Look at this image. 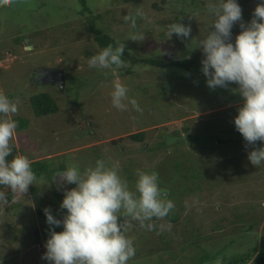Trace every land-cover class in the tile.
Returning a JSON list of instances; mask_svg holds the SVG:
<instances>
[{
    "label": "rangeland",
    "instance_id": "374dc122",
    "mask_svg": "<svg viewBox=\"0 0 264 264\" xmlns=\"http://www.w3.org/2000/svg\"><path fill=\"white\" fill-rule=\"evenodd\" d=\"M71 1L72 5L68 7ZM73 1L51 0V4L64 5L62 11L66 16L60 20L61 14L54 13L51 4L34 11L28 10L33 5L29 0H10L7 4L0 0V90L19 101L18 112L13 116L18 121L16 135L10 141L15 151L13 155L24 154L31 161H54L56 166L76 162L82 170L93 164L102 150L103 157L118 168L129 187H133L136 178L128 177L129 172L147 164L144 170L170 163L155 171L166 197L174 202L168 215L176 220L172 221L168 215L162 219L154 218L152 222L158 226L170 224V230L156 227L148 239L144 236L133 238L137 242L134 245L136 252L128 264H195L199 259L196 258L198 252L210 241L215 247L222 245L220 249L227 246V257L245 254L246 248L251 246L250 241H254L259 250L261 236H264V164H250L247 152L253 145L243 140L232 122L242 97L235 101H217L213 97L214 103L210 102L214 107L203 112L202 99L186 95L179 88L174 93L167 90L162 96L159 84L163 83L160 79L163 76L160 73L157 77L158 69L154 66L127 63L125 66L131 72L119 77L121 75L115 73V69L90 68L87 63V53L94 54V40L86 26L87 16H95V26L129 44L132 55L138 58L155 55L165 58L181 55L182 58L184 46L180 37L173 34L168 38L167 25L172 22L189 24L192 39L203 38L208 28L211 30L210 23L214 19L207 10L209 0H88L92 13L87 16L67 11L72 8ZM259 2L238 0L243 22L251 19ZM137 8L142 9L145 16L136 17V28L133 29L124 16ZM56 20L60 21L52 25ZM64 24L68 26L63 27ZM232 29L240 30L237 24ZM135 31L144 33L143 41L128 39ZM72 32L79 33L77 46L73 45L77 41L72 42L75 36ZM26 40H30L28 50L25 49ZM69 47L73 49L70 51ZM193 47L186 51L188 57L197 52L198 48ZM199 54L197 62L201 65L202 52ZM42 67L64 68L65 85L61 91L28 81L31 72ZM116 82L127 86L128 96L136 99L142 111L137 112L131 105L125 111L113 107L110 93ZM181 84L175 83L177 87ZM237 87L230 82L228 92L232 93ZM225 88H214L213 95L221 96ZM37 93H47L57 105V112L37 117L30 103V97ZM169 110L180 117L164 119ZM164 125H167L166 129H163ZM183 126L202 128L199 132L211 134L220 126H226L235 138L215 144L213 152L208 153H197L188 145L183 149L181 145L179 150H175V145H169L155 153L148 150L154 149V144L173 129L181 132ZM137 132L145 133L144 141L138 143V147L130 145L126 138ZM93 147L97 148L94 156ZM119 152L124 153L121 161ZM175 159L184 161L180 174L179 168L173 169ZM196 168L201 169L202 175L192 171ZM30 186L25 196L29 195ZM33 186L43 190L41 201L54 216L61 218L66 210L56 205L51 197L55 189L50 178L43 179V184L38 179ZM2 187L7 188L0 186V189ZM17 195L15 204L23 206L20 205L19 209L13 205L16 207L0 213V264H50L42 257L45 252L44 232L40 233L38 244L24 236L30 225L37 223L33 215L35 208L30 199ZM50 203L56 206L58 214ZM26 210H30V214L22 215ZM61 228L54 227L57 231ZM129 232L135 231L129 229ZM245 234L248 236L243 242L241 238ZM19 236L24 238L22 242ZM21 245L27 249L26 253L13 255L12 250ZM214 251H208L210 258L215 257L217 252ZM203 264H213V261Z\"/></svg>",
    "mask_w": 264,
    "mask_h": 264
},
{
    "label": "clouds",
    "instance_id": "9594fccd",
    "mask_svg": "<svg viewBox=\"0 0 264 264\" xmlns=\"http://www.w3.org/2000/svg\"><path fill=\"white\" fill-rule=\"evenodd\" d=\"M3 2L7 4L10 0ZM207 10L214 17L210 23L212 28H208L202 39L194 41L193 47L202 52L200 70L211 89L227 87L230 82L238 86L234 90L239 92L242 101L232 122L243 140L253 145L247 152V160L251 165L259 166L264 164V0L257 3L246 23L242 20L238 0H209ZM144 16L143 10L137 8L125 15L124 20L135 29L136 17ZM237 22H240V31L233 38L231 30ZM190 33L189 24L172 22L167 25L168 38L176 34L190 40ZM144 38L140 31L132 32L128 37L134 41H143ZM29 42L25 44L26 50ZM124 47L123 42H117L115 46L108 44L88 59V66L96 69L123 66ZM44 69L56 70L58 67H42L40 71ZM60 69L64 74L63 68ZM54 85L56 90L60 89ZM110 97L117 110L125 111L131 105L137 112L142 111L136 99L128 96L125 84L114 83ZM18 104V99H11L0 90V186H8L22 196L38 177L27 155H12L10 141L18 126V121L13 118L18 112ZM256 141L262 142L259 147L254 146ZM147 165L135 170L133 187H129V182L119 174L115 165L103 158L96 159L83 170L78 163L69 162L64 170L53 172L50 180L54 189L55 175L62 184L73 187L63 192L59 207L66 211L61 218L54 216L50 208L43 209L45 223L49 225L43 259L50 264H128L136 252L132 239L127 235L132 220L149 231L156 227L170 230V224L158 226L152 222L154 218L166 217L174 202L160 187L158 173L144 170ZM192 171L202 175L200 168ZM39 181L43 184V177ZM6 203V193L0 191V205ZM55 226L62 228L55 231ZM221 246L218 245L219 248ZM226 247L222 248L225 255L228 253ZM238 255L226 258L239 259L241 256ZM250 255L253 256L252 253ZM252 256L241 264L253 263ZM214 264H222V258L218 257Z\"/></svg>",
    "mask_w": 264,
    "mask_h": 264
},
{
    "label": "trees",
    "instance_id": "16d2710c",
    "mask_svg": "<svg viewBox=\"0 0 264 264\" xmlns=\"http://www.w3.org/2000/svg\"><path fill=\"white\" fill-rule=\"evenodd\" d=\"M29 1L31 3L33 2V5L28 10H34V11H38L41 8H43L44 6L51 4V0L40 1V2H38V0H29ZM51 5L54 6V13L57 12L58 15L61 14L60 20L63 18L62 16H66V14H63V11H62V7L64 6L63 4L58 5V3H56V4H51ZM71 5H72V1L67 6L71 7ZM91 10H92V7H91V5L89 6L88 0H74L72 8H67L68 12H75L76 13L75 15H81V16L82 15L83 16L89 15ZM58 15H56L55 17H57ZM87 17H88V19H87V25L86 26L92 35V40H94V45H93L94 47L92 46V48H93L92 50L94 51V54H96L97 51H99L103 47L107 46L108 44H113V46H115L117 42H123L122 40L116 39L115 37L111 36L110 34L104 32L102 29H99L97 26H95V16L89 15ZM60 20H56L54 23H52V25H54L57 21H60ZM244 22L246 23L247 20ZM239 23L240 22L236 23L238 28H239V26H238ZM57 25H58V27H60L59 23ZM67 26H68V24L63 25V27H67ZM231 31H232V34H236L240 30L236 31L235 29H232ZM72 33L75 34L74 38L72 39V42L77 41V43L73 42V45L77 46L80 43L79 37H78L79 33L78 32H72ZM41 34L43 35V33H41ZM233 38H234V36H233ZM199 39H202V38L200 37ZM199 39H197V40H199ZM179 40H180L181 44L184 46V48L182 49L184 51V57H182V58H181V55H180V57L177 55L176 57L173 56L170 58H165V57L155 55L154 57H149L147 59L146 58L141 59V58H138V57L132 55L133 52L131 50V46L129 44L123 42L125 47H124V53L122 56V60L125 63L123 66H121L119 68L114 67L113 69H115V73H118V75H121L119 77H122V76H125L131 72V69L125 66L127 63L128 64L130 63V65H132V66H135V65L154 66L158 69V76L157 77H160V73H162V76H163L160 78L163 83L159 84L161 86L159 90H161L162 96H164V92H167V90L174 93L176 91V89L179 88L186 95L190 94V95L194 96L195 98H197V97L201 98L202 99L201 101L204 103L202 105L204 107L201 109L203 112H206L207 110H210V108L214 107V106H212V102H210L213 99V97L217 101H219L220 99L235 101V100H239L241 98L238 91L233 90L232 93H229L228 89H230V88H228V86L225 88V90L223 89L221 96L215 97L213 95L214 89H211L206 85V83H205L206 78L204 77V75L201 74V70H200L201 65H198V62H197L198 57H200L199 53H201V50L198 48L195 55H193L194 53H190L191 56L188 57V53L186 51L189 50L192 46H195V43L193 42L194 40L193 39L188 40V38H182V37H180ZM195 41H196V38H195ZM82 45L85 46L84 43ZM33 46L36 47L37 45H33ZM70 48L71 47H69V49ZM72 49L73 48H71L70 51ZM63 52L64 51H62L61 53H63ZM94 54H92V55H94ZM178 54H180V53L178 52ZM92 55H91V53H87L88 58H90ZM77 58H78V56H76V59ZM63 70H64V68H63ZM67 78L69 81L70 77L68 76ZM178 82L182 83L180 85V87H177L175 85V83H178ZM165 84H166V88H165ZM66 90H67V87L65 88L64 92ZM136 90L138 91V89H136ZM30 103H31V105L34 109V113L37 117L47 115L48 113L57 112V109H58L57 105L52 101V99L50 98V96L47 93L33 94L30 97ZM213 103H214V101H213ZM217 106H219V105H217ZM167 114L168 115L166 117H164V119H168V120L170 119L171 120V119L180 117L178 113H176L174 111L171 112L170 110L167 112ZM166 126L167 125H164L163 129H166ZM226 128H227L226 126H224V127L220 126L218 131H215L213 134H211V133H208L207 131L199 132V130H201L202 128L192 129L189 126H183L181 132H179L176 129H173L168 134H166L160 142H157L154 144V149L148 148V150L153 151L155 153L156 151H160L164 147L169 146V145H175V150H179L181 145H182V149H183V146L188 145V147L195 149V152H197V153H199V152L200 153L213 152V150L215 149L214 148L215 144H218L221 142H224V143L230 142L231 140H233L235 138L232 136L231 131H228ZM144 134H145L144 132H137V133H133L131 135H128L126 138L130 141V145H137V147H138V143H141L142 141H144V138H145ZM125 141H127V140H125ZM110 142L116 143L117 141L111 140ZM261 143H262L261 141H256L254 146L259 147L261 145ZM91 149H92V155H93V153L96 152L97 148L93 147ZM93 149H95V150H93ZM101 151L102 150H100V153L98 154L97 159L103 158L106 160V158L103 157L104 154ZM13 152H15V151L12 149V155L14 154ZM123 154H124L123 152H122V154L120 153V155H121L120 161L122 160ZM9 159H11V156L9 157ZM118 159L119 158H117V160ZM107 162H110V161L108 160ZM183 162L184 161H182L181 159H175V161H174L173 169L179 168V170H178L179 174L182 171V165L181 164ZM31 166H32L33 171L36 173L38 179L40 177H43V179L45 180L46 178L47 179L50 178V176L53 172H55L57 170H61V169L64 170L66 168L67 164H64V165L61 164V165L56 166L54 161H47L46 159H43V160H35V161L33 160ZM162 166L163 165H160L157 167V169H153V170H162V169H164V168L161 169ZM123 169L125 170L126 166H124ZM148 171H151V170H148ZM133 176H135V171L129 172L128 177H133ZM71 187H73V185L69 184V188H71ZM0 191L5 192L6 196H7V203L0 205V213L4 214L5 212L10 211V209L15 208L16 206H13V205H17V207H19V209L21 208L20 205H22V204H15L16 203L15 199L18 197L17 193H14L8 186H7V188L2 187L0 189ZM43 194H44L43 190H41L40 188L35 187L33 185L30 186V191H29L28 196H25V194H23L25 197L30 199V201L33 203L34 208H35L33 215L37 220V223H33L30 225L31 228L27 232H25L24 236H29L32 239V241L35 242V244L40 243L38 241V238H39V236H41L40 233L42 231L44 232V240H46L47 235H48L47 232H48L49 225H47L45 223V216H44V212H43L45 205L41 201ZM51 197H53L55 199V201L57 202L56 205H58V204H60V199H62L63 194H58L54 190L53 193L51 194ZM52 205H51V203L49 204V206L52 207L54 209V211H57L56 206L54 204H52ZM58 213H59V211H57V214ZM29 214H30V210H26V211H24V213L22 215L28 216ZM167 217L170 219H173L174 221L176 220V218L173 216L168 215ZM1 221L2 220L0 219V223H1ZM153 223L157 225L156 222H153ZM131 224H132V227L130 228V230H134L137 233L129 232V233H127V235L129 236V238L132 239L134 245L137 242L134 241L133 238H138L139 236H144L145 239H148V235L153 234V233H151L152 230L149 231L146 228L139 227V225H138L139 223L135 220H132ZM54 230L57 231L56 229H54ZM135 234H136V236H134ZM246 236H248V234H245L244 236H242L241 239L243 242L246 240ZM18 239H20L19 241L22 242V240L24 238L19 236ZM250 242H251L250 243L251 246L249 244L250 247H247L246 246L247 244L244 245V247L245 248L247 247L246 249H248V251L245 254L241 255V257L239 259L236 258L234 260H231L230 258H226L227 255L223 254V249H220L219 247H215L214 244L210 241V242L204 244L203 245L204 247L201 249V251L198 252V255L196 256V258L199 257V259L197 260V262L195 264H203L205 262L210 263L212 261L214 264L215 260L218 257L222 258V264H241L243 262H246L252 256V255H250L251 253L253 255H255L252 264H264V236H262L260 239V247H259L257 254H256L257 249H256L255 242L254 241H250ZM190 243H191V248H192V241H190ZM20 244L21 243H19V245ZM26 250L27 249H25V247L21 245V246H19V248L12 250V253H13V255L18 256V255H21L23 253H26ZM210 250H215L214 252H217L214 258H210L208 256V254H210V252H208V251H210ZM214 252H212V253H214ZM196 258H195V260H196Z\"/></svg>",
    "mask_w": 264,
    "mask_h": 264
},
{
    "label": "water",
    "instance_id": "95a60500",
    "mask_svg": "<svg viewBox=\"0 0 264 264\" xmlns=\"http://www.w3.org/2000/svg\"><path fill=\"white\" fill-rule=\"evenodd\" d=\"M28 42L29 40H26V43ZM27 48L29 49L30 46H27ZM41 73L42 75L44 74L46 77H48L60 89L64 86V74L62 72V69H44L43 71H41ZM53 183L58 194H63L64 190L69 188L68 184H62L59 180V177L56 175L55 178H53Z\"/></svg>",
    "mask_w": 264,
    "mask_h": 264
},
{
    "label": "flooded vegetation",
    "instance_id": "af4514ba",
    "mask_svg": "<svg viewBox=\"0 0 264 264\" xmlns=\"http://www.w3.org/2000/svg\"><path fill=\"white\" fill-rule=\"evenodd\" d=\"M28 79L30 83L44 84L53 88L56 87L48 77H46L44 74L42 75L40 68L32 71Z\"/></svg>",
    "mask_w": 264,
    "mask_h": 264
}]
</instances>
